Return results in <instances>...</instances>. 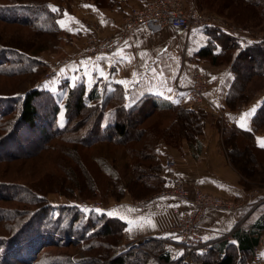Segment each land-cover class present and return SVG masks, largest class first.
I'll use <instances>...</instances> for the list:
<instances>
[{
  "label": "rangeland",
  "instance_id": "1",
  "mask_svg": "<svg viewBox=\"0 0 264 264\" xmlns=\"http://www.w3.org/2000/svg\"><path fill=\"white\" fill-rule=\"evenodd\" d=\"M182 1L187 7L194 5L197 8L196 0ZM54 5L59 9L56 16L60 28L54 36L34 33L19 24L0 22V113L8 109V104L14 105L6 115L0 117V238H7L13 232L18 234L24 225L33 228L37 223H41L42 232L55 240H64L69 234L71 236V233L76 236V240L80 236L82 240L72 245L40 247L31 255L20 258L25 260L23 262L12 255L8 256V253L16 252L17 255L20 252L15 248L16 242L7 246L0 244V264H109L112 258L117 256L119 247L135 238L125 239L123 235L119 241L116 231L121 227L113 221L108 226L112 234L106 236V232L102 233L101 229L106 217L110 216L94 209H101L106 213L114 210L116 205L125 199L135 207L137 202L154 194L137 200H133L128 194L121 200L92 197L89 191H85L87 179L106 183L94 159L105 158L125 182L132 176L130 163L135 162L138 166L141 162L149 163V155L140 149L149 131L151 137H164L168 129L176 125L181 133L179 140L173 144L162 140L158 143V147L161 142L176 147L185 140L182 136L187 127V119L179 117L177 121L174 120L176 112L165 115L155 113L144 119L133 114L122 117L127 133L121 140L117 138L112 142H101L84 148L69 142L71 134L60 133L45 142L47 135L45 136L39 126H29L20 118L24 95L34 89L41 90L34 98V104L40 114L49 112L54 104L59 106L60 111L54 124L57 127H47L49 131L57 128L59 133L62 130L60 128L64 126V105L68 88L59 92H46L43 89L46 79L74 62L93 58L84 55L89 38L82 52L71 54V0H61ZM217 8L221 10V14ZM199 10L210 16L214 22L202 28L203 30L219 32L225 35L221 37H229L224 44L226 43V48H231L227 51L228 56L221 59V63H227L230 53L232 56L236 49L249 48L248 54L253 57V61L250 62L248 58L238 62L243 78L240 82L246 87L244 96L247 94L250 97L253 92L255 94L263 89L264 48L261 53L257 52V48L264 45V14L244 0H205L204 7ZM61 20L64 21V27L59 23ZM244 31L248 32L247 36L253 41L249 46L244 44ZM74 56H79L80 59L74 60ZM253 69L258 70L254 76L250 74ZM48 74L50 75L46 78ZM202 111L205 112L203 132L206 124L218 131V144L227 163V169L223 172L234 177L239 185L249 189V194H264V152L251 149L250 140L239 134L228 135L226 138L229 131L224 127L228 124L215 118L211 112ZM90 115L83 113L77 120L85 119V129L94 125V117ZM263 121L264 112L254 121L259 127V132L264 131ZM71 147L79 150L76 156L78 161L80 158V164L73 158ZM135 147H139L140 152L132 159L129 150ZM134 174L138 173L135 171ZM145 174L148 175L147 172ZM78 180L83 184L81 190L84 192L77 190ZM142 249L152 252L157 258L156 247L151 249L142 246L138 250ZM135 260L137 258L133 256L126 258L128 264H135Z\"/></svg>",
  "mask_w": 264,
  "mask_h": 264
},
{
  "label": "crops",
  "instance_id": "2",
  "mask_svg": "<svg viewBox=\"0 0 264 264\" xmlns=\"http://www.w3.org/2000/svg\"><path fill=\"white\" fill-rule=\"evenodd\" d=\"M147 1L71 0V54L82 52L85 49L87 39L94 35L102 38L118 33L128 12L132 8L144 6ZM85 5L93 7H85ZM91 25L98 26L100 31L95 33L91 29ZM218 33L203 29L175 31L168 26H140L110 55L99 56L105 57V59L93 57L74 62L46 79L43 89L46 92L67 90L73 85V77H82L76 81V84L81 82L87 89L94 85L100 87L102 83L119 84L127 93L129 105L139 102L141 105H148L153 99L172 103L179 100V103L175 104H184L186 91L192 84L195 73L200 72L208 81L206 100L212 109V115L225 121L228 125L254 133L256 144L260 146V142L264 140V131L253 130V126L255 119L264 112V88L258 90L248 103L241 104L236 109L228 107L226 102L235 76L232 61H234L239 49H236L231 61L227 63L212 64L207 59L197 57V52L205 47L209 41L214 44V52L220 50L224 41L226 42L229 37H221L225 35ZM263 48L264 45H260L257 52H263ZM141 54L146 55L142 58ZM121 56L126 57V59L121 60ZM97 68L104 71L107 79L101 77L99 72L94 70ZM133 73L136 75L134 76ZM119 81H125V83L121 84ZM169 88L172 89L171 93L167 91ZM160 93L164 94L160 95ZM169 96L172 97L171 100L168 99ZM253 108H255L253 116L251 118L246 117V127L241 128L239 126L241 114ZM218 140V131L206 124L203 134L198 138L199 144L197 146L189 145L186 140H182L180 145L176 147L161 142L159 150L162 162L164 163L167 157H171L177 173L190 187H197L217 196H225V198L248 203L264 198L262 192L249 194V189L239 185L234 177L223 172L227 169V163L221 153ZM162 177L165 179L163 182L165 185L166 172L164 170ZM160 198H152L142 208L131 206L129 200L126 199L116 205L114 210H117L118 214L110 217L117 218L124 223L123 235L125 239L169 236L170 226L174 220L172 208L176 203L172 198ZM120 206L125 207L120 208ZM262 211H264V202L253 212L252 218L248 216L241 229L236 232H249L252 222ZM242 214L243 211L234 213L207 212L201 228L203 237L207 240H214V243L224 240L220 237L237 223ZM147 219H150L155 227L145 224L143 228L136 227L131 232L127 231L130 222L143 223ZM235 234L233 238L225 239L231 244L233 251H236L238 247V239ZM164 244L170 257L177 259L170 243ZM261 253H264V234L253 246V254L245 258L244 264H264V256ZM255 254L260 255L262 261L255 262L253 259ZM240 256L241 254H238V258Z\"/></svg>",
  "mask_w": 264,
  "mask_h": 264
},
{
  "label": "trees",
  "instance_id": "3",
  "mask_svg": "<svg viewBox=\"0 0 264 264\" xmlns=\"http://www.w3.org/2000/svg\"><path fill=\"white\" fill-rule=\"evenodd\" d=\"M6 1V3L0 2V22L19 24L27 27L34 33L51 34L52 36L60 30L57 22V12H53L52 8L55 7L54 4L61 0H27L26 2H20L17 0ZM204 1L205 0H196L197 8H203ZM244 1L253 5L261 14H264V0ZM217 10L220 14L222 13L218 8ZM213 48L214 44L212 41H209L205 47L197 52V57L207 59L212 64H219L223 62L221 59L223 60L224 56H228L227 51L230 50L231 46H227L226 48L224 44L220 47L218 52H214ZM248 49L249 48L246 47L239 49L234 61H232L235 76L226 98L227 105L231 109H236L241 104L248 103L250 97L254 94L253 92L250 97L247 94L244 96L246 87L240 82L243 78L242 74L239 72L240 67L238 62L241 59L248 58L250 62L253 61V57L247 53ZM231 59L232 56L230 53L227 62H230ZM257 72L258 70L253 69L250 74L254 76ZM39 93H41L40 89H34L24 95L21 102L20 118L29 126H39L45 136L47 135V137H45V142L53 136H58L60 133L71 134L69 142L73 145L83 146L84 148L101 142H112L117 140V138L121 140L127 133L126 125L122 122V117H129L134 114L136 115L135 117L144 119V117H150L155 113L165 115L166 113L176 112L177 116L174 120L177 121L179 117L187 119V127L182 137L185 138L189 145L197 146L199 144L198 137L202 134L203 125L205 123V112L202 110L197 112L191 111L187 109L184 104H175L165 100L153 99L148 105H141L140 102L129 105L127 102L126 91L117 83H102V86L100 87L94 85L90 89H87L86 86L80 82L77 83L75 87L70 86L68 88L64 105V126L63 128H60L62 130L58 133L57 128L49 131L47 127H57L54 126V124L57 121L60 111L59 106L54 104L49 112L40 114L34 104V98ZM13 106V104H8V109L2 111L0 117L6 115L8 110H11ZM83 113L91 114L90 116L94 117V125L92 127L84 128L85 123L83 124V122L85 119L77 121ZM70 124L71 128H69ZM175 126L176 125L172 128L173 130L171 128L168 129V132L164 137L155 135L151 137L152 134L149 131L148 137L140 147L142 151H146L149 155V163L141 162L139 166L135 162L130 163L132 176L125 182L122 181L117 170L105 158H95L94 161L100 172L104 175L106 183H98L95 179L88 178V176L85 191H89L92 197L103 200H106L108 197H112L115 200H121L126 194H128L133 200H137V198H142L145 195L150 196L159 192L164 187L163 182L165 179L162 177V172L165 168L164 163L161 161V152L158 143L161 140L168 144L176 143L179 140L181 133H179ZM258 128L259 127L254 124L253 130H257ZM224 129L229 131L226 138H228V135L239 134L250 140L251 149L264 152V147H260L256 144L254 133L241 130L233 125H228L224 127ZM138 148L139 147H135L129 150V156L132 157V159H134L140 152V149ZM71 150L74 152L73 158L78 161L76 155L79 150L72 147ZM141 156L140 158L142 159ZM135 171L138 174H134ZM146 172L149 175V178H147L148 175L145 174ZM140 174H142V176H140ZM77 186H79V189L77 190L84 192V190H81L83 184L80 180H78ZM258 207L252 211H255ZM112 221L116 222L118 226L121 227L116 231V235H118V240L120 241L124 230V223L121 220L114 217H106L101 231L102 233L105 231L106 236L111 235L112 231L108 226L111 225L110 223ZM24 226L20 228L22 230L18 234L17 232H13V234L7 238H0V244L4 246L16 242L15 248H18L17 250L21 253L19 252L17 255L16 252H13L12 254L8 253V256L12 255L14 258L22 262L25 260L20 258L31 255L40 247L43 248L47 245L56 244L72 245L73 243L77 244L82 240L81 236H77L78 239L76 240V236H74L73 233H71V236L69 234V237L64 240H55L54 237L52 238L48 234L42 232L41 223L39 225L37 223L33 228L29 225ZM263 234L264 211H262L254 222H252V227L249 232H236L235 235L238 239V247L236 251L231 250V244L228 243L227 240H219L218 242L213 243L206 252H193L192 262L193 264H244L245 258H247V256H252L253 246L258 243L259 238ZM13 236H16V238H12ZM70 237L71 239H69ZM143 246L151 249L156 247L158 251L157 258L152 255V252H147L142 249L132 251L123 256H114L109 264H128L126 258L131 256L137 258L135 264H185L181 260L175 258L172 259L163 242L146 240ZM238 254H241L240 258H238Z\"/></svg>",
  "mask_w": 264,
  "mask_h": 264
},
{
  "label": "built area",
  "instance_id": "4",
  "mask_svg": "<svg viewBox=\"0 0 264 264\" xmlns=\"http://www.w3.org/2000/svg\"><path fill=\"white\" fill-rule=\"evenodd\" d=\"M213 23L210 16L208 17L200 12L194 5L187 7L182 0H148L144 6L132 8L128 12L118 33L102 38L96 35L90 37L84 55L86 57L110 55L140 26H168L175 31H189L191 29H202ZM91 29L95 33L100 31V28L94 25H91ZM243 33L245 34L243 37L244 44L251 45L253 41L247 36L248 32L244 31ZM75 59H80V57L74 56ZM49 75L45 77L47 78ZM207 85V78L200 72L195 73L192 84L186 91L184 105L187 109L194 112L199 110L212 112L206 100ZM164 168L166 172L164 187L152 197L137 202L136 206L142 208L145 203L155 197L172 198L176 203L172 208L174 220L170 226V234L173 235L168 237L149 236L128 241L119 247L118 256L142 248L146 240H153L170 243L177 255V260H181L185 264H193L192 253L206 252L214 243V240L205 239L201 233L207 212L234 213L243 211L237 223L220 237L221 239H231L234 237L235 232L241 229L251 211L264 202V198L252 203L242 200L234 201L197 187H190L177 173L175 163L171 157L165 159ZM253 259L255 262L262 261L258 254H255Z\"/></svg>",
  "mask_w": 264,
  "mask_h": 264
},
{
  "label": "snow or ice",
  "instance_id": "5",
  "mask_svg": "<svg viewBox=\"0 0 264 264\" xmlns=\"http://www.w3.org/2000/svg\"><path fill=\"white\" fill-rule=\"evenodd\" d=\"M85 7H93V6L85 5ZM52 11H53V12H58L59 9L53 7V8H52ZM65 15H67V13H65ZM101 22L104 23V21H101ZM59 23H60L61 27H64V26H65L63 20L59 21ZM125 44L127 45V42H125ZM128 46L130 47V45H128ZM144 55H146V54H141L142 58H143ZM97 59H105V57H98ZM124 59H126V57L121 56V60H124ZM82 63H84V62H82ZM94 70L98 71V72H99V75H100L101 77H104L105 79H107V77L105 76V73H104L103 70H100V69H98V68H97V69H94ZM153 71H155V70L153 69ZM133 75L135 76L136 73H133ZM78 79H82V77H79V78H78V77H73V78H72V80H73V85H72V86H73V87L76 86V81H77ZM213 79H215V77H213ZM119 83L124 84L125 81H119ZM167 91H168L169 93H171L172 89L169 88V89H167ZM163 94H164V93H160V95H163ZM168 99L171 100L172 97L169 96ZM173 102H175V103H179V100H175V101H173ZM254 112H255V108H253V109H251V110H249V111H247V112L241 114V116H240V118H239V126H240L241 128H245V127H246L245 118H246V117H247V118H251V117L253 116ZM260 146H261V147H264V140H262V141L260 142ZM160 199H165V198H164V197H161ZM124 207H125V206H120V208H124ZM94 211H96V212H98V213H101V214H107V215H109V216H112V215L118 214V211H117V210H110V211H107L106 213H105L104 210H101V209H94ZM121 218H123V217H121ZM145 224H147V225L150 226V227H155V224L152 223V221H151L150 219H147V220H145L143 223H132V222H130V226H129V228L127 229V231L131 232V231H133L134 228H136V227L143 228V227L145 226ZM169 235H173V234H169ZM261 255L264 256V253H261Z\"/></svg>",
  "mask_w": 264,
  "mask_h": 264
}]
</instances>
